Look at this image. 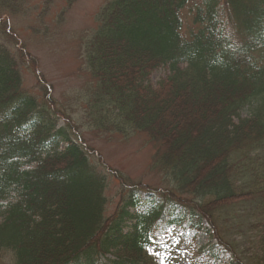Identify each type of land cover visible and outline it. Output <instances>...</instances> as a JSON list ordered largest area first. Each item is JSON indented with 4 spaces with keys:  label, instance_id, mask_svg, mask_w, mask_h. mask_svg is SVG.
I'll return each instance as SVG.
<instances>
[{
    "label": "trees",
    "instance_id": "16d2710c",
    "mask_svg": "<svg viewBox=\"0 0 264 264\" xmlns=\"http://www.w3.org/2000/svg\"><path fill=\"white\" fill-rule=\"evenodd\" d=\"M190 2L105 0L82 44L96 100L90 125L146 133L152 166L167 180L158 195L148 187L145 199L130 189L107 215V175L82 137L58 124L51 97L24 88L25 53L5 16L11 0H0L7 264H161L165 233L201 229L203 220L215 237L210 248L229 252L225 264H264V0H201L188 9L192 29L184 35L181 10ZM160 67L166 75L152 82ZM238 203L252 204L258 225L251 262L218 228L220 214Z\"/></svg>",
    "mask_w": 264,
    "mask_h": 264
},
{
    "label": "rangeland",
    "instance_id": "374dc122",
    "mask_svg": "<svg viewBox=\"0 0 264 264\" xmlns=\"http://www.w3.org/2000/svg\"><path fill=\"white\" fill-rule=\"evenodd\" d=\"M104 1L11 0V6L7 8V12L11 10V13L5 16L11 35L17 41L15 47L22 45L25 53L23 58L27 61V68L22 70L24 88L33 95L51 97L52 105L60 111L59 123L65 122L77 136L82 137L93 161L99 162L97 168L106 173L108 215L122 205L132 187L142 189L145 194L144 189L148 187L157 191L164 188L167 180L152 166L153 147L146 133L109 134L98 131L89 123L87 111L96 100L90 87L93 86L92 78L83 61L82 44L95 29L96 14ZM190 1L181 10V31L184 35L192 29V14L188 9L201 0ZM166 73L165 67L156 69L151 74V81H158ZM247 171L243 168L238 176L240 182L247 181ZM251 205L238 203L230 206L220 214L218 223L225 239L233 244L244 262L252 261L259 232ZM207 228L211 226L208 224ZM184 230L178 231L180 240L177 250L167 264H187L195 250L209 240L203 230ZM212 242H215L214 235ZM220 257L221 260H216L205 254L201 260L208 264H223L228 254L223 253ZM7 263L8 256L0 258V264Z\"/></svg>",
    "mask_w": 264,
    "mask_h": 264
}]
</instances>
